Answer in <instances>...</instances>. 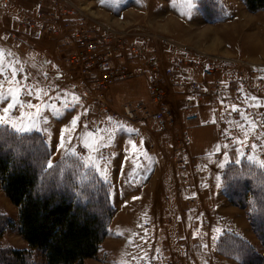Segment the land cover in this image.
<instances>
[{"label":"rangeland","instance_id":"obj_1","mask_svg":"<svg viewBox=\"0 0 264 264\" xmlns=\"http://www.w3.org/2000/svg\"><path fill=\"white\" fill-rule=\"evenodd\" d=\"M194 1L195 7L187 0H165V23L161 28L156 21L159 15L152 11L127 31L110 25L125 34L130 44L142 48L143 54L132 63L136 75L111 89L108 111H102L93 101L85 81L69 66L73 48L65 44L64 38L68 36L70 44L73 31L63 33L62 26L75 19H55L57 34H48L44 25L47 19L41 15L44 8L34 12L0 6V53L5 63L13 61L21 70L17 77L20 83H4L3 89L5 94L11 89L13 95L28 102L11 111L12 123L29 125L31 118L38 126V130L22 133L12 124L0 125V146L6 148L2 153L14 149L16 157L24 158L39 149L45 155L41 163L53 176L69 177L82 188L86 187L84 183H99L110 197L113 214L108 234L97 255L85 264H253L254 255L264 258V241L256 233V229H264V192L256 196L264 186V168L248 159L251 155L264 161V121L248 115H228V107L233 106L264 110V61L209 50L214 40L234 46L238 39L244 49L253 47L264 57V11L250 12L243 0ZM204 4L212 8L211 19L203 12L207 9ZM103 11L99 8L88 21L96 25V29L90 28L100 35V25H109L101 16ZM193 14L198 16L194 18L197 23L183 21L193 20ZM223 60L243 68L259 66L239 100L230 90L219 103L206 107L197 122L185 123L177 114L185 98L171 95L168 101L176 114L165 132L153 125L122 120L123 106L151 105L146 73L152 63L159 61L163 68H172L173 91L182 93L183 85L201 79L207 67ZM21 76L28 79L21 80ZM233 80H229L232 89ZM23 87L41 88L43 95L39 99L29 96L20 90ZM10 99L0 104V109ZM51 106L61 115L56 116ZM111 113L119 116L115 118ZM73 116H80L74 131L70 125ZM66 128L65 139H73L62 149L59 138ZM88 132L94 136L86 138ZM101 139L107 144L100 147L104 159L85 146L86 141L95 144ZM20 146L26 152L21 153ZM69 149H74L75 155ZM90 158L96 159L102 170L93 168ZM248 183L254 188H248ZM60 190L57 187L56 192ZM244 194L247 198L241 201ZM18 221V207L5 196L0 182V230L4 231L0 251L6 256L22 250L28 264H46L43 253L27 247L18 232Z\"/></svg>","mask_w":264,"mask_h":264},{"label":"built area","instance_id":"obj_2","mask_svg":"<svg viewBox=\"0 0 264 264\" xmlns=\"http://www.w3.org/2000/svg\"><path fill=\"white\" fill-rule=\"evenodd\" d=\"M77 13L79 15H77ZM77 15L74 23L63 22V33L71 34L72 41L69 44L68 36L64 38L65 44L72 46L69 56V66L76 70L77 76L85 81L89 92L102 111L109 109V93L111 89L121 81L133 78L136 70L132 63L136 57H141L143 49L129 43L125 34L119 33L115 28L101 26L103 34H98L90 28L86 16L68 0H53L48 13H41L47 19L45 30L48 34H57L54 30L55 19L60 15ZM68 19V18H66ZM64 19V20H66ZM99 26V25H98ZM258 67L248 66L243 68L238 63L223 60L207 67L202 73L201 81H192L182 86V93H174V71L162 64L154 62L146 73L151 94V105L127 104L123 106L121 118L125 123H139L140 125H153L156 130L165 132L173 125L176 113L169 104V97L183 96L184 105L177 110L185 123H195L199 119V112L221 99L229 90H233L239 96L247 85L250 77L255 74ZM234 78V87H230L229 80ZM176 109V108H175ZM264 121V110L255 111L252 107L245 106L238 111H230V116L240 117V113ZM115 118L119 114L111 113Z\"/></svg>","mask_w":264,"mask_h":264},{"label":"trees","instance_id":"obj_3","mask_svg":"<svg viewBox=\"0 0 264 264\" xmlns=\"http://www.w3.org/2000/svg\"><path fill=\"white\" fill-rule=\"evenodd\" d=\"M243 1L252 13L264 11V0ZM204 6H207L203 11L205 16L211 19L212 8L208 4ZM5 149L0 146V182L5 196L18 207V232L27 247L43 253L46 264H85L95 257L108 234L113 214L103 185L84 183L85 189L74 185L69 177L53 176L41 163L45 155L39 149L24 158L16 157L14 149L8 154L2 153ZM23 152H26L24 147ZM250 185L248 183L247 187L253 189ZM256 185L255 191L258 190ZM57 187L61 189L58 192ZM259 189L256 196H262L264 186ZM236 193L239 196V191ZM246 196L244 194L240 200H246ZM262 206L264 208V203ZM263 231L256 229L262 241ZM2 232L0 230V235ZM255 256L251 260L253 264H264V258ZM0 264H28V260L22 250L8 252L6 256L0 251Z\"/></svg>","mask_w":264,"mask_h":264},{"label":"crops","instance_id":"obj_4","mask_svg":"<svg viewBox=\"0 0 264 264\" xmlns=\"http://www.w3.org/2000/svg\"><path fill=\"white\" fill-rule=\"evenodd\" d=\"M53 0H0V6L3 8L7 9L10 6H13L16 9H33L35 12L36 10H46L48 7H50L51 2ZM70 4L73 3L76 8L79 10H82V12L86 16H92L95 14V12H99V8H104V14H101V16L106 17L108 24L116 27L117 29H121L124 31H127V28H129L132 24H140L139 22L143 21V18L147 16V12L151 11L153 14H157L158 18H156V21L158 22V27H162L165 23V18H164V7L167 5V1L165 3V0H120L119 3H111L109 0H106L105 3H101V0H68ZM197 3V1H194V4ZM152 7H155V11L151 10ZM90 8H95L96 11H91ZM150 8V10H148ZM153 9V8H152ZM43 10V11H44ZM84 10L87 12H84ZM14 11V10H12ZM94 13V14H93ZM155 14V15H156ZM77 15H79L77 13ZM77 15H60L59 18L66 19V18H71V19H77ZM98 16V14H96ZM100 16V14H99ZM203 16V15H202ZM196 16L193 14V20L191 19H185L186 23L190 24H195L196 20H194ZM191 18V16H190ZM204 20V17H202ZM238 20L240 17H237ZM177 21H181V17L177 16L176 17ZM243 19V18H242ZM74 20V21H75ZM205 21V20H204ZM160 22V23H159ZM197 23V22H196ZM213 24V23H212ZM160 25V26H159ZM91 27H95L96 25L91 24ZM165 32L168 31L167 27H165ZM169 33V32H168ZM258 38H260V35H258ZM244 40V39H243ZM242 40V42H243ZM241 40H236L234 42V46L230 44L229 42H218L217 40H214L211 42V45L209 44V50L211 52L223 55V56H238V57H245L249 58L250 60L254 62H261V60L264 61V57H262L261 52H259L257 49L253 48L249 49V47L244 49L243 44L240 42ZM246 51V52H245ZM193 55V54H192ZM206 60H204L205 62Z\"/></svg>","mask_w":264,"mask_h":264},{"label":"snow or ice","instance_id":"obj_5","mask_svg":"<svg viewBox=\"0 0 264 264\" xmlns=\"http://www.w3.org/2000/svg\"><path fill=\"white\" fill-rule=\"evenodd\" d=\"M105 2H106V0H101V3H105ZM109 2L119 3L120 0H109ZM187 2L192 7H195L194 0H187ZM20 72H21V70L15 66V63L13 61H8L7 63H5L3 53H0V104L4 103L5 101H9V97L11 98L10 102H7V105L5 107H3L2 109H0V111H2V113H3L2 115H0V125L12 124V127L15 128L18 132L26 133V132H30L33 130H38V126L34 122V120H32L30 118L29 125H25L22 121H17L15 123H12V116L10 113L12 110H16L22 104H27L28 102L20 100L17 96L13 95L11 89L8 90L7 94H5L4 89H3L4 83L19 84L20 81L17 80V77H18V75H20ZM8 73H11V75L9 76ZM27 79H28L27 76H21V80H27ZM20 90L29 96L35 95L37 97V99H39L40 96L43 95V89L38 88V87H33L31 89L28 87H23ZM251 99H256V98L252 97ZM29 107L36 108L35 105H29ZM51 107H52L53 113L56 116L61 115V113L58 109H56L54 106H51ZM232 110L238 111V108L236 106H233ZM38 112H39V109L37 108V113ZM240 115L242 117L245 116L244 113H240ZM79 121H80V116H73L71 118L70 125H71V129L73 131L77 129ZM45 123H47V120H45ZM66 131H68L67 128L61 132V135L59 138L60 139L59 147L62 149L65 147L66 143H71V141L73 139V137H71V136H69L67 140L65 139L64 133ZM93 136H94V133H92V132H88L85 134L86 138H91ZM109 139H110V137H109ZM85 146L87 148L92 149L95 152H98L99 158L104 159L103 153L100 152L101 146H105V147L107 146V144L104 140H102V139L98 140L95 144L87 143V141H86ZM132 147L135 148L136 145L133 144ZM255 147H256V145H252L253 149H255ZM68 151L70 154L75 155L74 149H69ZM248 159L253 160L255 163H258L260 165V167L264 168V161H258V160H256V158L254 156H251V155L248 157ZM90 164L93 168H97L98 171L102 170L99 168L96 159L90 158ZM48 166L52 167V164L49 163Z\"/></svg>","mask_w":264,"mask_h":264}]
</instances>
